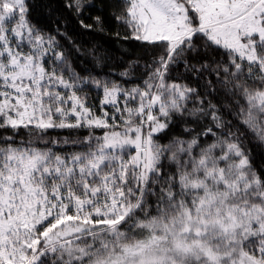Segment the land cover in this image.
<instances>
[{
	"label": "snow or ice",
	"instance_id": "obj_1",
	"mask_svg": "<svg viewBox=\"0 0 264 264\" xmlns=\"http://www.w3.org/2000/svg\"><path fill=\"white\" fill-rule=\"evenodd\" d=\"M0 264H264V0H0Z\"/></svg>",
	"mask_w": 264,
	"mask_h": 264
},
{
	"label": "trees",
	"instance_id": "obj_2",
	"mask_svg": "<svg viewBox=\"0 0 264 264\" xmlns=\"http://www.w3.org/2000/svg\"><path fill=\"white\" fill-rule=\"evenodd\" d=\"M48 135L51 137H57V136H67L69 135V133L64 130H55V131H50Z\"/></svg>",
	"mask_w": 264,
	"mask_h": 264
}]
</instances>
